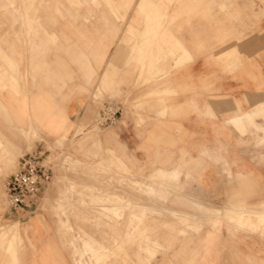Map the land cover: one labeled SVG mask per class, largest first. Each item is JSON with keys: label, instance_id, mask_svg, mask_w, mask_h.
<instances>
[{"label": "crops", "instance_id": "0c3cea01", "mask_svg": "<svg viewBox=\"0 0 264 264\" xmlns=\"http://www.w3.org/2000/svg\"><path fill=\"white\" fill-rule=\"evenodd\" d=\"M141 2L142 0H139L135 8L139 14L144 13L143 6L140 5ZM201 2L195 10L194 20L183 25L179 33L175 31L182 46L191 54L192 59L183 66L170 70V75L159 87V91L163 93H131V97L134 99L140 98L137 102L141 108L127 109L122 104L120 117L113 124L115 127L113 132L115 134L114 145L118 151L123 153V158L118 152V155L114 154L115 160L117 164H122L123 170L128 169L125 162L131 163L130 173L111 170L105 174L100 171V175H94L100 179L98 184L96 182L90 183V188L102 189L105 194L103 198L99 197L102 201H109L116 196H124L125 192L137 193L136 190L129 189L131 186L124 184L125 179L130 184L136 181L143 184L142 187L136 188L141 189L144 194L149 188L156 193L155 186H158L159 190L157 191L159 193L176 195L175 198L179 204L187 205L185 207L187 210L169 208L167 211L170 214L181 212L196 215V223L201 226L197 231L182 235L179 232L182 227L171 228L160 239L158 238L160 230H156L152 226L151 221L153 219L149 220L148 225H146L148 227L146 235L149 238L148 241L155 243L161 240L166 249H156L150 253L154 255H142L143 258H139V260L150 259L148 264H151L156 258L159 250L166 252L172 250L166 258L165 264H193L195 261L196 264H199L201 262L199 258L207 249L206 245L212 237L216 242L215 247L214 245L211 246V250L216 252L215 254L212 251L213 257L216 258L214 264H235L233 262L235 242L247 241L249 245L252 241L259 243L258 238H253V236L245 238L243 233L234 232L233 235L230 234L228 223L214 217L203 218L201 210L198 208L208 207L209 201L219 194L248 193L250 192L249 186L259 180L255 178L264 176V149L261 148L259 154L250 150L251 148H247V146H253L255 140L256 144L259 143H257V139H253V136L248 137L247 133L240 132L246 123L251 126L245 127V130L264 128L262 118L264 115V0H201ZM205 3H209V9ZM14 7L18 8L16 5ZM125 7L127 9L129 3ZM170 11L175 13L177 6H174ZM130 14L131 17H135L134 10H131ZM160 25L161 22H159ZM103 26L110 30H118L119 28L111 20H105ZM66 27L60 26L59 28H62L66 33H71V31L66 30ZM138 29L140 30V28ZM99 33L102 35L104 31L101 29ZM118 33L123 34L116 32V36L112 37L105 45L102 36L95 39L97 42L100 40L101 49L93 52L101 64L97 79L98 88L114 85L115 79L111 76L114 70L117 71V78L123 75L125 45L121 42V35ZM83 34L84 41L75 42V38L72 37L71 41L66 44L70 46L69 49L80 50L81 57L84 58L82 63L84 80L88 82L91 81L90 72L88 73L91 65L93 34L91 22L84 23ZM220 40L223 43H220ZM126 45L134 46L135 40L132 39ZM31 49L28 62L43 85H51L53 88L61 89L70 84L73 80V77L69 75L70 71L68 69L59 71L58 66L53 61L48 60L50 47L32 45ZM204 50L208 52H201ZM230 50L234 51L231 52L233 55L228 60L221 61L218 59L221 53ZM77 55L79 56V52ZM0 56L7 62L13 78L18 80L16 75L18 73L17 62L1 48ZM170 64L172 66L173 62ZM4 86H6V81L0 78V87L3 88ZM43 100L45 102H41V107H51L52 109L53 100L50 98H43ZM55 102L59 107L55 111L59 110L62 114L65 113L72 125L81 114L86 112L90 95L86 91L84 93L75 92L64 101L57 97ZM0 104L7 114L11 116L15 114L13 105L1 96ZM113 104L120 108L118 104ZM101 110L100 108L99 114ZM50 111L54 112V109ZM257 112L261 114L260 117H254L258 114ZM15 126L17 131L27 137L28 141L35 135L31 121L28 128L16 123ZM97 143L98 141L95 142V144ZM108 166L110 165L106 167ZM160 172L165 174L158 175ZM238 176L240 180H236ZM148 180L161 181V185L149 187ZM46 196L47 192L39 205L40 210L38 212L42 215L37 216L39 220H46L42 214L43 210L51 206V204L45 203ZM48 199L51 201L50 197ZM139 199L142 198H135L136 201ZM128 200L129 198L124 199L122 197V201L117 202L116 206H106L105 210L120 212L119 209L125 207L124 205ZM152 205L155 211L163 210L154 203ZM235 210L238 213L233 218L234 221L240 218L241 212L247 211L251 215L257 212L260 213V215L256 213L259 216H262L263 213V218L260 217L259 219L260 226L256 229L264 235V208L260 210L246 209L239 204L236 205ZM215 212L223 215L220 210ZM0 215V226H7L8 220L16 219H19L18 221L22 224L19 241L11 240L9 242L3 237L5 234H0V239H5L9 243V250H16V256L1 255L2 264H72L68 253L62 250L67 246L71 247L74 264L83 262L81 261L83 255L79 252L82 251L81 248L71 237V233H69L70 237L67 236V231L69 232L68 219L59 217L58 226L54 228L62 256L61 261H55L54 255L51 257L48 255L46 259L44 258L39 243L28 231L30 226L25 222L29 220L30 214L8 209ZM101 217L98 232L93 231L91 235L79 228L81 231L79 234L85 246L83 250L88 256V261L84 260L82 264H89V260L93 257L95 262L90 260L91 264H102L107 259L108 255L105 253L107 246L103 242L114 241L115 248L120 249L118 242L124 238L123 218L111 220L106 218L105 220V217ZM252 220L257 222L258 219L252 217ZM133 221L132 228H129L130 221L126 228L129 235L133 234L132 239L138 241L141 239L140 221L137 217H134ZM165 225L167 226L165 223L163 227ZM235 225L233 231L234 229L243 230L246 227L254 229L251 221L245 222L244 226ZM154 229L156 233H152ZM209 232L212 235L207 236ZM137 234L139 235L138 238ZM13 242L17 245L13 246ZM19 242L21 243L19 244ZM253 246L254 248L257 247V245ZM241 247L243 248V246ZM76 249L82 256H77ZM101 251H104L105 254H99Z\"/></svg>", "mask_w": 264, "mask_h": 264}, {"label": "rangeland", "instance_id": "374dc122", "mask_svg": "<svg viewBox=\"0 0 264 264\" xmlns=\"http://www.w3.org/2000/svg\"><path fill=\"white\" fill-rule=\"evenodd\" d=\"M138 2L139 0H0V48L4 49L18 65V73L16 74L18 80H16L12 76V71L8 69L7 62L0 56V78L6 81V86L0 87V96L15 108V114L11 116L0 104V214L9 209L4 182L16 170L19 158L37 148L48 149L47 154L53 169V177L42 193V197L44 200V193L47 192L45 203L51 204V206L43 210L42 214L46 220H39L37 218L38 215H41L38 212L40 210L39 205L43 201L40 199L41 202L38 204L37 210L30 214L29 220L25 222L30 226L28 231L39 243V248L45 259L48 255L50 257L54 255L55 261H61V251L57 243L58 237L54 231V228L58 226L59 217L69 220L67 236L70 237L69 233H71V237L76 239L75 241L81 248L83 256L79 254L81 251L78 252L77 249L76 254L82 256L80 259L83 262L84 260L88 261V256L83 250L85 246L79 228L92 235L93 231L98 232L99 230L101 216L105 217V220L106 218L109 220L123 218L124 238L118 242L120 249L115 248L114 241L103 242L107 246L105 253L108 257L107 261L104 260L102 264H148L150 259L139 260V258H143L142 255L147 256L156 249L165 250L166 246L161 240L155 243L148 241L149 238L146 236L148 227L146 225L150 219H153L151 221L152 226L156 230H160L159 239L166 235L165 233L169 232L171 228L182 227V230L179 231L182 235L187 232V234H192V231L201 228L195 223L197 217L194 214L181 212L170 214L167 211L169 208L185 210L187 205L179 204L175 198L176 195L159 193L157 191L159 190L158 186H155L156 193L149 190L144 194L141 189L136 188L142 187V184L137 182L130 184L125 179L124 184L131 186L129 189L137 190V193L125 192V195H122L123 198L133 200L141 197L142 199L136 201L137 203L134 202L137 206L130 200L126 201L129 204H125L127 207H121L120 212H116L117 210L107 211L105 207L116 206L117 202L122 200V196H116V199L113 198L109 201H102L99 199L100 196L102 198L105 196L102 189L90 188L91 182L98 184L100 179L94 175H100V171L105 174L111 170L125 173L131 171V163L125 161L128 167L126 170H123L124 168L119 170L113 166H110V169L106 167L117 163L114 154L118 155L119 153L120 157L123 158V153L118 151L114 145V125L102 128L97 124L100 108L105 109L108 103L118 104L120 107L118 108L119 112H117L118 119L122 104L127 109L141 108L137 102L140 98L134 99L131 97V93H163L159 91V87L170 75V70L179 68L192 59L191 54L182 46L175 31L179 33L183 25L194 20L195 10L197 5L202 3L201 0H142L140 5L143 6L144 13L140 14L135 10ZM12 3L18 8L12 6ZM127 3H129V7L125 9ZM205 4L209 9V3ZM174 6H177V11L171 13L170 10ZM131 10H134L135 17H131ZM105 20H111L119 27L118 30H110L106 26L104 27ZM87 22H91L93 27L91 65H88L91 81L88 82L84 80V67L82 66L84 58L81 57L80 50L69 49L70 46L66 44L71 41L72 37L75 38V42L84 41L83 25ZM159 22H161L160 26ZM60 26H67L66 30L71 31V33L64 32L62 28H59ZM101 29L104 31L102 35L99 33ZM116 32L123 33L118 34L121 35V42L125 45L123 75L117 78V71L114 70L111 75L115 79L114 85L98 88L97 79L101 64L93 52L101 49L100 40L97 42L95 39L102 36L105 45L112 37L116 36ZM132 39L135 40V45H126ZM219 42L223 43L221 40ZM32 45H46L51 48L49 49L48 60L53 61L58 66L59 71L66 69L70 71L69 75L73 77V80L69 85L60 89L42 84L39 76L33 72L28 62ZM233 51H224L218 56V59L221 61L228 60L233 55L231 53ZM77 52H79V56ZM201 52L206 53L208 51ZM171 62H173L172 66ZM165 63L167 64L165 65ZM61 75L64 74L61 73ZM85 91L90 95L87 110L71 125L65 113L62 114L59 110L55 111L59 109L55 98L58 97L59 100L64 101L72 93H84ZM43 98L53 100L52 109L54 112L50 111L52 110L51 107H41ZM109 106L113 107V109L110 108L111 111L117 109L113 105ZM256 116L260 117L261 114L258 113L254 117ZM262 116L264 121V115ZM30 121L33 122L35 135L28 141L25 135L17 131L15 123L28 128ZM249 125L246 123L244 128ZM257 127L259 126L257 125ZM244 128L240 129V132L247 133L248 137L253 136V139H257V143H259L256 144L255 140L254 145L247 146V148H251L250 150L260 154L261 148L264 149V128L247 130ZM97 141L98 143L95 144ZM108 149L112 150L109 151ZM96 163H98V169L93 167ZM160 174L165 173L160 172L158 175ZM255 179L259 180L249 186L250 192L237 195L219 194L209 201L208 207L198 208L201 210L203 218L214 217L228 223L230 234L233 235L236 232L237 234L243 233L245 238L251 236L258 238L259 243L252 241L251 245L247 241L235 242V257L233 258L235 264H264V235L257 229L250 227L243 230L234 229L233 231L235 224L243 225L247 221L243 212H241V218L234 221L233 218L237 212L235 210L236 205L241 204L246 209L260 210L264 208V203H262L264 202V176ZM236 180H240L239 176ZM148 181L151 186L161 185V181ZM150 185L149 187H151ZM148 194L150 195L148 196ZM163 195L166 197L164 198ZM49 197L51 201H49ZM152 203L158 208L160 207L159 209H163V212L155 211ZM143 205L147 207H142ZM134 206L141 208L136 209ZM191 210L193 211V209ZM216 210H220L223 215H219L215 212ZM134 217H137L138 221L141 220V239L138 241L132 239L133 234L129 235L126 228L129 221V228H132ZM18 220H8L7 226H0V234H5L3 237L9 242L15 241V239L20 240L22 224ZM107 223L109 225V221ZM165 223L167 226L163 227ZM15 224L19 225L16 226ZM240 224L239 226H241ZM258 225L260 226V223L254 224V227ZM156 230L154 229L152 233H156ZM210 235H212L210 232L207 233V236ZM138 236L137 234V238ZM150 238L152 239L153 236ZM5 239H0V256L4 254L16 256V250L10 251L9 243ZM215 244L216 242L212 237L206 245L207 249L199 258L201 261L199 264H214L216 258L213 257V252L215 254L216 252L211 250V246L214 245L215 247ZM12 245L17 244L13 242ZM253 245H257V247L254 248ZM62 250L68 253L72 264H74L71 247L67 246ZM171 251L159 250L151 264H165V260ZM105 253L101 251L99 254L104 255ZM90 260L95 262L94 258ZM90 260L89 264H91ZM0 264H2L1 261ZM193 264H196V261Z\"/></svg>", "mask_w": 264, "mask_h": 264}, {"label": "built area", "instance_id": "2783aa9c", "mask_svg": "<svg viewBox=\"0 0 264 264\" xmlns=\"http://www.w3.org/2000/svg\"><path fill=\"white\" fill-rule=\"evenodd\" d=\"M101 110L97 124L100 127L113 125L118 120L113 103ZM116 108V107H115ZM48 149L37 148L22 155L16 170L4 182V190L9 209L33 214L37 210L42 193L53 177V169L48 159Z\"/></svg>", "mask_w": 264, "mask_h": 264}, {"label": "bare ground", "instance_id": "6f19581e", "mask_svg": "<svg viewBox=\"0 0 264 264\" xmlns=\"http://www.w3.org/2000/svg\"><path fill=\"white\" fill-rule=\"evenodd\" d=\"M29 16V15H28ZM49 159V158H48ZM99 163V162H98ZM98 163H96V165L95 166H93L95 169H98L99 167H98ZM100 165V164H99ZM110 166H113V167H115V168H117V169H123L124 167H122V164L120 163V164H117V163H113L112 165H110ZM110 166H108L107 168L108 169H110L109 167ZM96 171V170H95ZM169 175V174H168ZM171 176V175H170ZM151 179V178H150ZM151 181V180H150ZM155 181V180H154ZM138 184H139V182L138 181H136ZM141 182V181H140ZM150 182L148 181V183L147 184H149ZM154 183V182H153ZM135 185V184H134ZM137 185V184H136ZM140 185H141V183H140ZM150 185V184H149ZM156 185V184H155ZM139 186V185H138ZM142 186H143V184H142ZM151 186V185H150ZM46 190V189H45ZM144 190V189H143ZM150 190V188L149 189H147V192ZM137 191V190H136ZM151 191V190H150ZM146 192V193H147ZM152 192V191H151ZM45 194V193H44ZM153 194V193H152ZM150 194H148V196H149ZM127 196V195H126ZM1 197V196H0ZM112 197V196H111ZM120 197V196H119ZM123 197V196H122ZM61 198V197H60ZM69 198V197H68ZM113 198V197H112ZM110 199V198H109ZM114 199H116V197L114 198ZM151 199V198H150ZM41 200H43V197L41 196ZM130 200V199H129ZM135 200V199H134ZM140 200V199H139ZM122 201V200H121ZM130 201H132L133 203L136 201H133V200H130ZM41 202V201H40ZM39 202V203H40ZM137 202H138V200H137ZM136 202V203H137ZM136 203H134L136 206H137V204ZM139 203H141V202H139ZM79 204V203H78ZM126 204H129V203H126ZM145 204V203H144ZM63 205V204H62ZM142 205V204H141ZM147 205V204H146ZM148 205H150V204H148ZM124 206H126L127 207V205H124ZM130 206V205H129ZM138 206H139V204H138ZM132 207H133V204H132ZM135 207V206H134ZM142 207H147V206H142ZM149 207H152V206H149ZM129 208V207H128ZM136 209H138V207H135ZM139 208H141V207H139ZM50 209V208H49ZM132 209V208H131ZM135 209V210H136ZM149 209V208H148ZM151 209H153V208H151ZM122 211V210H121ZM163 211V210H162ZM237 213V212H236ZM253 213V212H252ZM257 212H255V213H253L252 215H251V213L250 212H243V216H245V219L247 220V221H245V222H249V221H251L252 222V226L254 227V224H259L260 223V217L261 218H263L262 216H263V213H262V216H259L260 215V213H257V214H259V215H257L256 214ZM175 214V213H174ZM125 215V214H124ZM240 215H241V213H240ZM130 216V215H129ZM242 216V215H241ZM252 217L253 218H256V219H258L257 220V222H255V221H253L252 220ZM118 218V217H117ZM188 218V217H187ZM241 218V217H240ZM243 218V217H242ZM189 219V218H188ZM238 219V218H237ZM239 220V219H238ZM141 221V220H140ZM188 221H190V220H188ZM194 223V222H193ZM196 223V222H195ZM238 223V222H237ZM191 224V223H190ZM240 224V223H239ZM239 224H238V226H239ZM16 226H18L19 224H15ZM241 226H244L245 224H240ZM262 225V224H261ZM136 227V226H135ZM256 227H259V225L258 226H256ZM256 227H254L255 229H256ZM12 232V231H11ZM13 234V233H12ZM16 240V239H15ZM76 240V239H75ZM81 253H82V251H81ZM99 257V256H98ZM94 258V257H93ZM106 258V257H105ZM82 261V260H81Z\"/></svg>", "mask_w": 264, "mask_h": 264}]
</instances>
